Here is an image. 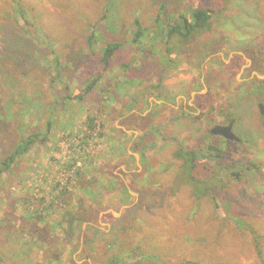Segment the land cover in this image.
<instances>
[{
  "label": "rangeland",
  "instance_id": "1",
  "mask_svg": "<svg viewBox=\"0 0 264 264\" xmlns=\"http://www.w3.org/2000/svg\"><path fill=\"white\" fill-rule=\"evenodd\" d=\"M208 7L210 31L166 43ZM259 103L264 0H0V161L46 137L0 175V264H264ZM229 122L239 142L209 134Z\"/></svg>",
  "mask_w": 264,
  "mask_h": 264
},
{
  "label": "trees",
  "instance_id": "2",
  "mask_svg": "<svg viewBox=\"0 0 264 264\" xmlns=\"http://www.w3.org/2000/svg\"><path fill=\"white\" fill-rule=\"evenodd\" d=\"M164 14L161 13L156 17L155 23L157 27L162 26L161 23L163 22V19L161 17L162 15L164 16ZM212 17H213V12L211 9H209V7L190 8L187 9L186 12H184L183 14H179L178 16H176L174 19V23L171 25L169 29L164 30L162 28H159V30L161 32H165V36L167 39L166 43L172 37H176L180 41L186 42L191 40V38L194 36L210 31ZM134 23H135V32L133 33L134 35L132 42L140 44L142 38L145 36L146 28H143L138 20H135ZM119 46L120 44L111 43L106 45V47L104 48L101 58V64L104 70L107 67H109L108 66L109 62ZM94 82L95 80L91 82L84 90L86 94L92 89ZM49 129H50V121H47L46 132L49 131ZM45 139L46 137L45 135H42V132L33 133L21 137L14 146L13 151L10 152L0 161V175L6 172L7 170H9L11 165L17 159L23 157L26 153L30 152L33 145H35L38 141H44ZM211 150L218 152L216 147L212 145L208 146L206 149V151H211ZM176 154L178 158L182 159L183 166L187 169V175L191 183H193L195 186L196 185L199 186L201 184L200 183L201 181L196 180V178L193 176V170L196 169L198 164L201 165L203 163V162L200 163L198 160H203L205 157L203 156L204 154L201 155V152L199 150H186L183 148H179L176 151ZM248 165L249 167L258 168L255 164H248ZM202 193L203 192L201 191L200 194ZM74 222L75 219L70 217L69 223L72 225ZM184 264H192V263L185 262Z\"/></svg>",
  "mask_w": 264,
  "mask_h": 264
},
{
  "label": "water",
  "instance_id": "3",
  "mask_svg": "<svg viewBox=\"0 0 264 264\" xmlns=\"http://www.w3.org/2000/svg\"><path fill=\"white\" fill-rule=\"evenodd\" d=\"M258 108L260 114H263V104L259 103ZM232 128L233 123H229L227 125H214L212 128H210L209 133L213 136H220L227 141L239 142L240 139L234 134Z\"/></svg>",
  "mask_w": 264,
  "mask_h": 264
},
{
  "label": "flooded vegetation",
  "instance_id": "4",
  "mask_svg": "<svg viewBox=\"0 0 264 264\" xmlns=\"http://www.w3.org/2000/svg\"><path fill=\"white\" fill-rule=\"evenodd\" d=\"M229 123H232V122H229ZM229 123H228V124H229ZM226 125H227V124H226ZM209 130H210V129H209Z\"/></svg>",
  "mask_w": 264,
  "mask_h": 264
}]
</instances>
